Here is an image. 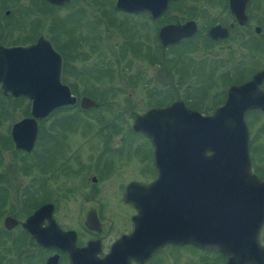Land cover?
Here are the masks:
<instances>
[{"label": "flooded vegetation", "instance_id": "flooded-vegetation-1", "mask_svg": "<svg viewBox=\"0 0 264 264\" xmlns=\"http://www.w3.org/2000/svg\"><path fill=\"white\" fill-rule=\"evenodd\" d=\"M70 3L71 0L62 5L50 3L48 0H0V74L3 83L12 85L21 81L19 79L21 78L19 75H22L21 49L34 45L41 37L60 55V80L62 84L68 86L62 78L66 63L71 67L68 57L78 56L79 61L86 62L90 55L99 53L103 41L99 28L103 26L106 30L111 29L112 34L114 31L118 34L119 27L128 26V38L125 39L122 35V41L113 45L112 54L131 48L129 52L133 56L132 59L144 63H149L148 56L151 53L147 33L149 29L146 24L157 21L160 22L159 29L169 25L193 23L194 32L188 37L164 47L158 40L159 50L172 53L176 58L171 61L176 63L178 61V64L183 61L184 56L200 48L201 53H206L207 57L211 58L214 57L215 50L207 47L218 46L219 51L220 49L230 51L229 43L232 41H237L252 56L264 54V0H171L158 19H152L145 12L119 11L114 6V0L92 1L90 4L96 10L94 14L96 18L92 19L90 15L84 13L80 17L82 18L80 26L70 21V16L64 17L63 21L56 19V12L68 7ZM173 11L180 15V19L172 16ZM116 14H121L128 20H131L129 17L142 16L145 21L134 24L131 20L129 25H125L117 19ZM212 28H218L214 36L209 34ZM135 39L137 43H133ZM198 39L202 42L199 43ZM132 46L136 47L137 52ZM190 47L191 50L188 49ZM75 61L77 60H73ZM262 69L264 63L254 73ZM263 84L264 80L260 85L261 89ZM23 103L26 106L25 113L18 120L12 119V115L16 114ZM29 111L28 99L22 95L3 93L0 88V121L13 120L7 124L8 136H0V140H4L6 144L0 147V264H48L54 257L51 264H71L67 252L52 244L46 246L39 244L36 239L46 243L56 241L58 245H69L72 239L76 249H84L88 243H93L96 258L98 260L104 258L111 246L132 230L131 218L135 210L131 204L123 200L126 186L131 182L146 185L156 177L153 149H123L127 156L139 154L138 157L146 166L140 167L136 173L150 174V177L145 181L131 178L117 184L113 181L115 184L113 187L110 183L112 178H109L110 168L106 170L110 164L105 161L109 156V149H85L81 156L78 153L64 155L67 149H34L37 135L42 128L41 121L44 119L36 122L37 132L33 148L29 152L14 149L10 129L19 120L29 118ZM8 138L12 149L6 148L9 146ZM249 144L248 135L250 171L264 183V164L261 163L264 149H251ZM6 156L10 159L9 162ZM63 168L66 171L59 174L58 178L77 176L79 179L76 178V181L69 179L72 183L66 182L62 186V194L59 195L55 194L51 186L59 180L55 178L56 170ZM23 177L28 178L26 185L21 184ZM14 183L16 186L12 188ZM107 186L112 188L106 194ZM59 200L78 202L79 206H76V209L66 210L63 212L65 215H62L68 217L67 212L73 214L75 221L73 226L64 225L59 221L61 218L57 216ZM49 204L52 206L51 211H41L39 216L29 222L31 231L36 233L34 236L23 227V224L41 207ZM65 204L68 205V202ZM88 214L93 218V222H87ZM92 226L94 227L91 228ZM257 243L258 249L243 252L244 257L238 264H264V220L257 234ZM188 246L195 251L190 260L184 259L185 264H228L229 257L216 249L200 248L193 244L164 245L152 252L142 263L130 261V264H173L167 262L171 257L163 254L167 253V250L168 253L171 250L180 251ZM8 253H17L16 260L8 259ZM162 256H165V259Z\"/></svg>", "mask_w": 264, "mask_h": 264}, {"label": "water", "instance_id": "water-1", "mask_svg": "<svg viewBox=\"0 0 264 264\" xmlns=\"http://www.w3.org/2000/svg\"><path fill=\"white\" fill-rule=\"evenodd\" d=\"M48 1L57 5L68 2ZM170 1L114 0V6L119 11L145 12L158 19ZM193 32V23L187 22L163 27L157 37L164 47ZM215 32L218 28L209 34L214 36ZM21 54V81L6 85L0 74V88L3 93L22 95L30 101V117L10 129L14 149L29 152L37 121L76 103L82 111L95 109L98 104L85 96L77 100L61 83V57L45 39L40 37L34 45L21 49ZM263 80L264 69L245 82L227 87L223 103L210 115L176 100L133 117L132 131L142 134L152 146L156 177L146 185L131 182L126 186L123 200L135 210L132 230L120 237L104 258H96L93 243L76 249L72 239L69 245L37 242L67 252L71 264L142 263L156 249L180 244L214 248L229 257L228 264H238L243 252L258 249L257 234L264 220V183L250 171L244 119L248 111L264 112ZM51 209L50 204L41 207L23 227L35 236L30 220ZM88 221L93 222L89 214Z\"/></svg>", "mask_w": 264, "mask_h": 264}, {"label": "rangeland", "instance_id": "rangeland-1", "mask_svg": "<svg viewBox=\"0 0 264 264\" xmlns=\"http://www.w3.org/2000/svg\"><path fill=\"white\" fill-rule=\"evenodd\" d=\"M92 1L97 2L100 0H85V2L71 0L68 7L59 9L56 12V19H59L58 21H63L64 17L70 16V21L78 23L80 26L82 22V18L80 17L82 14L87 13L91 16L90 18H96V15H94L96 10L93 9V6L90 4ZM101 1L111 2L112 0ZM171 14L176 19H180V15L176 13V11H173ZM122 16L121 14H116V17H118L117 19L125 23V25H129L131 20L134 24L145 21V18L142 16L134 18L129 17L131 20ZM158 24H160L159 21L146 24L149 29L147 33L151 52L153 50V53H156L159 57V64L156 63L154 65L148 62L144 63L138 59H132L133 56L129 52L131 48H126L123 52L117 51V53L112 54L113 45H117L116 42L120 43L122 41V34L120 32L124 31L128 33V26H122L121 30L118 29V34L116 31L112 34V30L109 28L106 30L105 26L99 28L101 38L103 39L99 53L90 55L86 62L79 60L75 62L72 61L70 64L71 67L66 63L64 68L65 73L62 78L65 84L74 86L75 93L72 95L76 96L77 100L83 96L88 97L83 93H91L96 99L103 98V105L99 106L100 103L95 101L99 106L98 112L97 110L82 111L78 108V105L69 110H66L69 108L67 107L53 111L48 119H44V121L40 120L42 122V128L37 135L34 149H67V153L64 155L78 153L80 156L85 153V149H109V156L105 161L110 164L106 170L110 168L109 178H112L110 183H112L113 187H115L113 181H115L116 184L122 182L124 179L127 180L130 178L138 181H145V179L150 177V174L142 175L136 173V171H139L140 167L146 166L145 162L141 161V158L138 157L139 154L138 156H133L131 154L127 156L123 150L152 149L150 142L145 137L132 131L131 123L135 115L142 114L149 108H154V101L156 99H160L162 103H164L161 107H164L176 101V99L183 101L185 97L187 100V93H191L188 99H192L194 95H204V105H209L213 96H221L222 101L219 103V107L223 103V99H225L227 87L238 85L228 83V81L223 83L225 79H230L231 74L239 69H241L245 75L250 73L248 75L249 79L254 71L262 67L264 63L263 53L252 56L248 50L241 47L237 41L229 43L230 51L223 49L219 51L218 46L207 47L213 49V51L215 50L213 58L207 57L206 53H201L200 48L198 51L191 53L183 59V63L192 66H189L188 72H186L187 79L185 78L184 82L178 85V75L164 66L170 65L171 67V59L173 60L176 57H173L170 52H162L159 50L160 44L157 39ZM136 41L135 39L133 43H137ZM198 42L200 43L202 41L199 40ZM132 49L137 52L135 46H132ZM156 49L158 51H156ZM174 63L177 65L180 64H178V61ZM108 71L111 73V76H103ZM192 71H195L194 75L192 74L189 76ZM128 78L132 79V83L129 82ZM261 90L264 92L263 88ZM157 94L159 95L156 96ZM25 107L23 103L22 106L18 108L16 114L14 113V115H12V119L18 120L20 116L25 113ZM216 108L212 109L207 114L199 113L202 115H210ZM256 111L257 110L248 111L244 116L249 130V145L251 149H264V131H261L264 127V112L256 113ZM117 114H120V116H117ZM71 117L72 120H76L72 128L67 129L64 125L58 124L60 120H69ZM97 117H100L101 123L97 122ZM12 121L13 120L10 119L7 121H0V136H8L7 124L12 123ZM53 124L54 129L50 131L49 127ZM112 128L119 129V131L113 133L111 130ZM45 132L50 135L47 141L42 136V133L45 134ZM107 133L109 136L104 142V137ZM117 149H119V151ZM140 156H142V154H140ZM6 159L7 162L10 161L8 156H6ZM261 163L264 164V158H262ZM66 178H68V180ZM66 178L60 176V178H58L59 180L52 184L53 186H51V188L55 194L58 193L61 195L62 186L65 185L66 182L68 184L72 183L70 180L74 179L73 181H76L77 176H69ZM27 183L28 178L23 177L21 184L26 185ZM15 186L16 183L13 184L12 188ZM110 188L112 187L108 188L107 186V188H105L107 191H105L106 194ZM67 202L68 205L65 204ZM57 203V216H61L59 221L64 225L73 226L75 222L73 214L67 212L66 216L68 217L62 215L66 210L76 209V206H79L77 204L78 202L59 200ZM194 251L193 248L188 246L180 251L171 250L168 253L167 250V253L163 255L171 257H167L170 259H167V262L185 264L184 259L188 258V260H190L192 256H194ZM165 256H162V258L165 259ZM16 257L17 253L7 254V258L13 261L16 260Z\"/></svg>", "mask_w": 264, "mask_h": 264}, {"label": "trees", "instance_id": "trees-1", "mask_svg": "<svg viewBox=\"0 0 264 264\" xmlns=\"http://www.w3.org/2000/svg\"><path fill=\"white\" fill-rule=\"evenodd\" d=\"M119 29L121 30L122 28L121 27H119ZM123 36H125V39H127L128 38V36H129V34L128 33H125L124 31H122V32H120ZM189 49V48H188ZM190 50H191V47H190ZM122 52V51H121ZM187 56H184L182 59H185ZM159 57H158V55L156 54V53H153V50H152V52L150 53V55L148 56V61H149V63L151 64V65H154V64H159L158 62H159ZM65 60H67V58L65 57ZM68 60H70L71 62L73 61V60H80V57H75V58H73V57H68ZM172 66L170 67V65H164L166 68H168L169 70H171V71H173V73H175V74H177L178 75V79H177V84L178 85H180L181 83H183L184 82V80H185V78L187 79V74H186V72H188V68H189V66L191 67L192 65H190V64H187V63H183V61L182 62H180V64L179 65H177V64H175L174 62H172V64H171ZM194 72L195 71H192L190 74H189V76L190 75H194ZM111 73L108 71V72H106V74H104L103 76H107V77H110L111 75H110ZM250 73H248L247 75H245L243 72H242V70L241 69H239V70H237V71H235V72H233V74H231V76H230V79H225L224 81H223V83H225V82H227L228 81V83H231V84H240V83H242V82H244V81H246L247 79H248V75H249ZM188 76V77H189ZM128 80H129V82L130 83H132V79L131 78H128ZM68 87H69V89H70V91H71V93L73 94V93H75V90H74V86H71V85H68ZM262 88L264 89V84H263V86H262ZM84 95H87L88 97H90L91 99H93L94 101H97V102H99L100 104H99V106H102L103 105V101H104V99L103 98H101V99H96L95 98V96L93 95V94H91V93H83ZM191 94V93H190ZM190 94H188L187 93V100H186V98L184 97L183 98V101H184V104L186 105V107H188L189 109H192V110H195V111H197V112H200V113H202V114H207L209 111H211L212 109H214V108H216V107H218V105H219V103H221V101H222V97L220 96V97H215V96H213V98H211V101L209 102L210 104L209 105H204V103H203V98H204V95H194V96H192L193 98L192 99H188L189 98V96H190ZM159 94H157L156 96H158ZM224 100V99H223ZM164 105V103H162V101L160 100V99H156L155 101H154V106L155 107H161V106H163ZM77 105H74V106H72V107H69V108H67L66 110H69V109H72V108H74V107H76ZM98 106V107H99ZM98 107L97 108H95V109H91V110H89V111H95V110H97V112H98ZM61 110V109H60ZM63 110V109H62ZM57 111V110H56ZM120 113V112H119ZM256 113H258V111H256ZM121 114V113H120ZM120 114H117V116H120ZM96 117V116H95ZM97 119V122L98 123H101L102 121H101V119H100V117H97L96 118ZM76 120L74 119V120H72V117H71V119H62V120H60L59 121V123L58 124H61V125H64L65 126V128H67V129H70V128H72L73 127V124H74V122H75ZM54 129V124L51 126V128L49 127V130L51 131V130H53ZM112 130V132L113 133H117L118 131H119V129H114V128H112L111 129ZM261 131H264V127H263V129L261 130ZM139 135V134H138ZM42 136L45 138V140L47 141V138H50V135H48V134H46V132H45V134H43L42 133ZM109 136V134L107 133L106 135H105V137H104V142H105V139H107V137ZM143 137V136H142ZM45 140H44V143H45ZM8 147H6V148H9V149H12V144H11V142L9 141V138H8ZM6 144H5V141L4 140H0V147L2 148V147H4ZM46 145V144H45ZM105 145V144H104ZM106 146V145H105ZM5 148V149H6ZM45 149H47V148H45ZM65 171H66V169H60V170H56V174H55V178H58V176H59V174H64L65 173Z\"/></svg>", "mask_w": 264, "mask_h": 264}]
</instances>
